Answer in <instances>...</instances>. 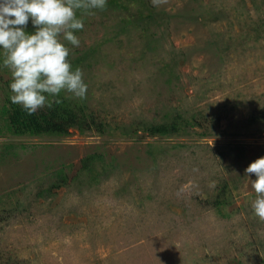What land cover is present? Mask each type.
Listing matches in <instances>:
<instances>
[{"label": "rangeland", "instance_id": "obj_1", "mask_svg": "<svg viewBox=\"0 0 264 264\" xmlns=\"http://www.w3.org/2000/svg\"><path fill=\"white\" fill-rule=\"evenodd\" d=\"M83 19L86 98H49L66 133L12 135L0 112V264H264L245 174L264 156V0H107ZM10 81L0 67V108Z\"/></svg>", "mask_w": 264, "mask_h": 264}, {"label": "clouds", "instance_id": "obj_2", "mask_svg": "<svg viewBox=\"0 0 264 264\" xmlns=\"http://www.w3.org/2000/svg\"><path fill=\"white\" fill-rule=\"evenodd\" d=\"M151 2L160 7L168 0ZM106 7L107 0H0V67L10 73L11 103L34 115L59 103L49 98L62 92L86 98L84 73L70 62L68 45L79 47L74 33L83 29V17ZM29 21L34 32L25 31ZM245 174L256 177L250 180L255 193L251 208L264 222V156L250 162Z\"/></svg>", "mask_w": 264, "mask_h": 264}, {"label": "trees", "instance_id": "obj_3", "mask_svg": "<svg viewBox=\"0 0 264 264\" xmlns=\"http://www.w3.org/2000/svg\"><path fill=\"white\" fill-rule=\"evenodd\" d=\"M0 112L5 115L4 128L8 133L16 136L44 135L66 133V127L72 124L71 112L65 106V102L53 103L51 108L45 107L34 115H28L19 105L8 102L7 106H1ZM174 127L159 125L150 131L165 134ZM175 128V127H174ZM1 130V127H0Z\"/></svg>", "mask_w": 264, "mask_h": 264}]
</instances>
